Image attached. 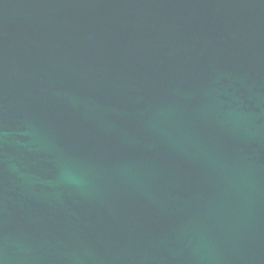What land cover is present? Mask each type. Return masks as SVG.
I'll use <instances>...</instances> for the list:
<instances>
[{"label":"water","instance_id":"95a60500","mask_svg":"<svg viewBox=\"0 0 264 264\" xmlns=\"http://www.w3.org/2000/svg\"><path fill=\"white\" fill-rule=\"evenodd\" d=\"M0 264H264V0H0Z\"/></svg>","mask_w":264,"mask_h":264}]
</instances>
